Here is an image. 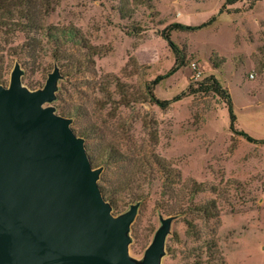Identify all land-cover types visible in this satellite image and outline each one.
<instances>
[{
    "label": "rangeland",
    "instance_id": "rangeland-1",
    "mask_svg": "<svg viewBox=\"0 0 264 264\" xmlns=\"http://www.w3.org/2000/svg\"><path fill=\"white\" fill-rule=\"evenodd\" d=\"M27 1L23 15L14 11L18 25L0 23V83L8 87L19 64L22 85L40 90L59 68L46 105L72 119L90 158L111 155L110 165L92 161L100 187L122 188L133 171L118 208L107 200L115 216L139 202L129 255L142 260L161 217H173L162 264H264V0ZM66 28L78 36L55 39ZM176 62L154 92L190 93L161 109L148 87ZM212 74L231 95L238 130L262 141L230 130L224 99L208 90Z\"/></svg>",
    "mask_w": 264,
    "mask_h": 264
},
{
    "label": "water",
    "instance_id": "water-1",
    "mask_svg": "<svg viewBox=\"0 0 264 264\" xmlns=\"http://www.w3.org/2000/svg\"><path fill=\"white\" fill-rule=\"evenodd\" d=\"M22 74L16 64L10 85L0 83V264H162L173 217H161L143 259L132 258L139 202L112 213L85 140L46 105L57 98L59 68L35 91Z\"/></svg>",
    "mask_w": 264,
    "mask_h": 264
},
{
    "label": "trees",
    "instance_id": "trees-1",
    "mask_svg": "<svg viewBox=\"0 0 264 264\" xmlns=\"http://www.w3.org/2000/svg\"><path fill=\"white\" fill-rule=\"evenodd\" d=\"M19 1L20 0H0V23H1V25L12 26V25H18V23H20V22H15L12 19L14 16V11L17 10L16 8H18V11H19L18 13H21V15H23L22 9H19V7H21L20 6L21 2H19ZM133 1H135L136 3L150 4L153 0H133ZM227 1H230V0H227ZM234 1H236V0H234ZM29 2L31 3V0H29ZM28 10H29V12L27 11L28 16L30 14H34V15L36 14V11L32 13V10H30V9H28ZM120 11H121V15H123V17H128V14H126V13L124 14V12L122 10H120ZM215 19H216L215 17H212L211 20L209 21V23H212L213 21H215ZM205 25L206 24H203L202 26H205ZM202 26L200 25L197 27H192V26H185V25L180 24V23L173 24V27L175 29H183V30L200 28ZM23 29H26V28H23ZM27 29H31L32 32L33 31L37 32V28H27ZM41 29L42 28H39L38 32ZM78 34L79 33L77 31H75L74 28H68V29L66 28V29H63L62 31L58 32L57 37L55 39L69 43V41H71L70 39L74 38L75 36H78ZM162 36L166 40L169 41L171 46H174L173 42L171 41V34L170 33H164L163 32ZM47 37L50 41L52 39H54L52 32L47 33ZM60 50H62V49L58 48L57 50H55L56 54L54 55V57L56 59H59V60L61 59L60 56H58V53ZM177 61H178V59H177ZM179 68H180V64L178 62H176L175 66H173L169 72H167L165 75H159L154 79V81L152 82V86L148 87L149 101L151 103L159 106L161 109H166L172 102L177 101L182 96L190 93V90H188V91L186 90V91L182 92L181 94H179L178 96L173 97L172 99H161L154 92V86L159 84L162 80L170 77ZM207 80L211 81V83H212L209 85L208 90H211V91L215 92L216 94H218L220 97H222L224 99V102L227 105L229 118H230V130L233 133H239V134L246 136L247 139H249L250 141H253V142L262 141L261 139H257L255 137L251 136L248 132H246L244 130H238V128L236 127L237 115L234 111V105H233L232 98H231L229 91L222 86V84L216 78V76L214 74L210 75L207 78ZM85 133H87V134H85V135H87V136H85V138L90 135L89 130H86ZM89 149L90 148L87 146V150H89ZM98 157H100V163L101 164H109L110 165L111 162H109V161H113L111 155L106 153V152H103V154L101 153V156H100V154H94L91 151V159H92L93 163L98 162ZM143 160L144 161H143L142 165H144V163L149 165L147 163V161H145V159H143ZM141 172H142V170H141ZM132 176H133V171L131 170L127 173V175L125 174L124 180H121V181L119 180L118 185H124L122 188L118 187L117 189L113 188L111 190L110 189L108 190L106 187L101 185L105 199L108 200L109 202H111L115 208H118V198H117L118 192L123 190V189H126L125 187H128L127 185H130L132 183ZM135 196H136L135 199H140L139 196H137V195H135Z\"/></svg>",
    "mask_w": 264,
    "mask_h": 264
},
{
    "label": "built area",
    "instance_id": "built-area-1",
    "mask_svg": "<svg viewBox=\"0 0 264 264\" xmlns=\"http://www.w3.org/2000/svg\"><path fill=\"white\" fill-rule=\"evenodd\" d=\"M251 76L253 77V74Z\"/></svg>",
    "mask_w": 264,
    "mask_h": 264
}]
</instances>
